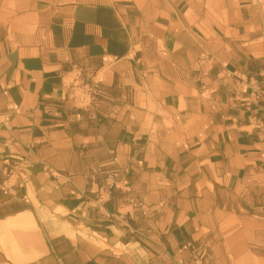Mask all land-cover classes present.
<instances>
[{
  "label": "crops",
  "instance_id": "obj_1",
  "mask_svg": "<svg viewBox=\"0 0 264 264\" xmlns=\"http://www.w3.org/2000/svg\"><path fill=\"white\" fill-rule=\"evenodd\" d=\"M0 264H264V0H0Z\"/></svg>",
  "mask_w": 264,
  "mask_h": 264
},
{
  "label": "built area",
  "instance_id": "obj_2",
  "mask_svg": "<svg viewBox=\"0 0 264 264\" xmlns=\"http://www.w3.org/2000/svg\"><path fill=\"white\" fill-rule=\"evenodd\" d=\"M14 173H15L14 171L11 172V170H9V172H8V175H9V176H8V178H10L12 175H14ZM120 183H121V180H119V179L116 177L115 173H111V174L108 176V179H107L106 185L103 186V187L97 192V194L99 195L98 200H99V201H104L105 196L108 195V194H110L115 188H118V187L120 186ZM14 185H15V183L9 185L8 187H4V188H3L4 193H8L9 190H10V188H11V186H14ZM131 203H132L134 206H137V202H136L134 199L131 200Z\"/></svg>",
  "mask_w": 264,
  "mask_h": 264
}]
</instances>
